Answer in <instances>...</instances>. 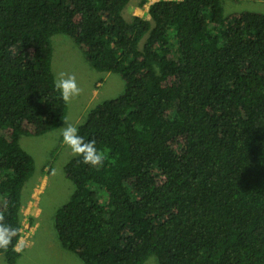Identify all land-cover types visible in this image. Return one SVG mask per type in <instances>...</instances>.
Wrapping results in <instances>:
<instances>
[{
    "label": "trees",
    "instance_id": "obj_1",
    "mask_svg": "<svg viewBox=\"0 0 264 264\" xmlns=\"http://www.w3.org/2000/svg\"><path fill=\"white\" fill-rule=\"evenodd\" d=\"M148 0H140L143 6ZM224 0H0V211L22 232L35 160L19 135L64 120L52 36L68 35L123 91L77 127L105 152L73 156L74 190L54 215L60 243L85 264H264V13Z\"/></svg>",
    "mask_w": 264,
    "mask_h": 264
},
{
    "label": "rangeland",
    "instance_id": "obj_2",
    "mask_svg": "<svg viewBox=\"0 0 264 264\" xmlns=\"http://www.w3.org/2000/svg\"><path fill=\"white\" fill-rule=\"evenodd\" d=\"M140 6V0H130L126 18L132 15L149 17V5ZM224 14L243 10L264 13V0H224ZM52 69L56 79L61 72L75 75L81 88L79 96L68 103L67 114L55 129L42 135H19V142L35 160V171L22 189V235L26 246L15 264H85L74 252L64 247L56 234L54 215L70 198L73 182L66 176L64 166L73 157L62 143L61 127L65 121L78 126L84 122L89 110L103 100L120 94L123 78L113 72H103L91 66L84 52L66 34L52 36ZM55 170V174H53ZM0 264H9L0 253ZM143 264H159L150 255Z\"/></svg>",
    "mask_w": 264,
    "mask_h": 264
},
{
    "label": "clouds",
    "instance_id": "obj_3",
    "mask_svg": "<svg viewBox=\"0 0 264 264\" xmlns=\"http://www.w3.org/2000/svg\"><path fill=\"white\" fill-rule=\"evenodd\" d=\"M56 90L59 91L61 99L65 103H70L74 97L81 93V88L78 86L75 75H69L61 72L54 82ZM62 143L67 146L73 156L80 158V163L90 165L93 168L102 167L105 160V152L98 150L95 140H85L79 134V129L76 125L65 121L61 127ZM55 174V170H53ZM19 235V229L5 223V214L0 211V249L7 251L12 241ZM26 246L23 238L17 241L13 246V251L21 252Z\"/></svg>",
    "mask_w": 264,
    "mask_h": 264
}]
</instances>
